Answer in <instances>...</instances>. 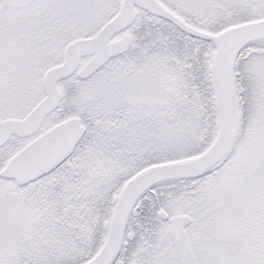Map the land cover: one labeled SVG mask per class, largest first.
<instances>
[{
    "label": "snow or ice",
    "instance_id": "6c2138e0",
    "mask_svg": "<svg viewBox=\"0 0 264 264\" xmlns=\"http://www.w3.org/2000/svg\"><path fill=\"white\" fill-rule=\"evenodd\" d=\"M0 264H264V0H0Z\"/></svg>",
    "mask_w": 264,
    "mask_h": 264
}]
</instances>
